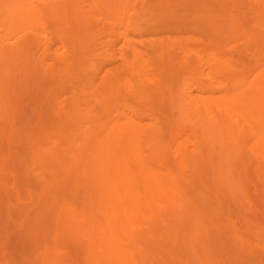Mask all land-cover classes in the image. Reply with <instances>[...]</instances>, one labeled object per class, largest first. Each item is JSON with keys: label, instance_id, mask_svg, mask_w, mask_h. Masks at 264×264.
I'll list each match as a JSON object with an SVG mask.
<instances>
[{"label": "rangeland", "instance_id": "374dc122", "mask_svg": "<svg viewBox=\"0 0 264 264\" xmlns=\"http://www.w3.org/2000/svg\"><path fill=\"white\" fill-rule=\"evenodd\" d=\"M229 94L264 112V0H0V264H264V146Z\"/></svg>", "mask_w": 264, "mask_h": 264}, {"label": "bare ground", "instance_id": "6f19581e", "mask_svg": "<svg viewBox=\"0 0 264 264\" xmlns=\"http://www.w3.org/2000/svg\"><path fill=\"white\" fill-rule=\"evenodd\" d=\"M136 79V83L138 82ZM140 81V80H139ZM142 81V80H141ZM138 91L139 94H137L138 97L144 96V94L147 92V89L143 83L141 85L143 87H140V82H138ZM136 85V84H135ZM137 88V87H136ZM137 90V89H136ZM137 91V92H138ZM103 95L106 97V99H109L110 95L104 94L105 91L102 90ZM246 97V98H245ZM247 96L244 94L242 95H236V94H229L228 97H223L220 101L222 102L223 106L225 107L228 117L225 119V122H230V117L232 118L236 113L240 114L245 121L250 124L252 128V132L255 136V139L259 145L264 146V112H262L259 109V106L256 105L255 107L250 105V101L247 100ZM123 129V128H122ZM114 136L112 134L111 136V142H109V146L105 149L107 160L113 161L115 159H118L120 157V141L121 138L125 135V131L122 130ZM113 138V139H112ZM138 162V159H135ZM111 164V163H108ZM139 169H146L145 167L142 168L141 164L139 165ZM142 173L144 175H147V171L143 170ZM131 188V187H130ZM132 189V188H131ZM119 196V195H118ZM117 196V193L114 192V194L111 196L110 199V205L108 211H105L106 218H108L107 221V228H108V235H109V241L115 246L118 247L120 243V235L121 231L120 229L123 227L125 220H126V214L125 208L128 205L126 204L128 201L126 199L119 198ZM129 207L128 209H130ZM136 208V207H135ZM92 216V213L88 217L84 219V224L86 228V232L88 236L90 234H95L98 231V228H101V231H103V228L98 222V220L94 219ZM102 239L107 241V233L102 232ZM91 240V239H90ZM111 257L114 259V264H123L122 259L126 256V252L122 249H118L114 252H110Z\"/></svg>", "mask_w": 264, "mask_h": 264}]
</instances>
